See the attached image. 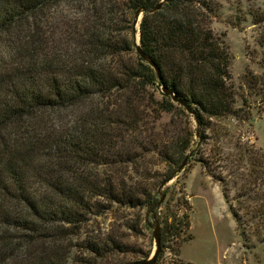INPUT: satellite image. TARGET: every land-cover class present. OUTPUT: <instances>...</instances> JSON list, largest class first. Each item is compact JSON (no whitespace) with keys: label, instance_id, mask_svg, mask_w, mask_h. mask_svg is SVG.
<instances>
[{"label":"trees","instance_id":"1","mask_svg":"<svg viewBox=\"0 0 264 264\" xmlns=\"http://www.w3.org/2000/svg\"><path fill=\"white\" fill-rule=\"evenodd\" d=\"M161 1L0 0V45L8 49L0 56V264H69L74 249V264H111V255L129 253L112 232L86 228L116 205L156 210L143 180L131 183L129 173L151 157L156 173L167 171L164 184L214 119L240 117L231 54L211 29L210 2L165 0L151 12ZM61 4L75 13L53 10ZM139 9L141 47L155 68L136 52ZM173 110L194 118L195 131L157 133ZM254 167L247 196L237 198L259 201L247 215L264 227V200L249 196L261 175ZM223 194L228 200L225 186ZM231 211L240 227V211Z\"/></svg>","mask_w":264,"mask_h":264},{"label":"rangeland","instance_id":"2","mask_svg":"<svg viewBox=\"0 0 264 264\" xmlns=\"http://www.w3.org/2000/svg\"><path fill=\"white\" fill-rule=\"evenodd\" d=\"M208 1L214 8L210 14L211 29L223 35L231 54L230 73L238 93L236 108L241 110L240 117L214 119L212 129L206 130L204 138L196 136L198 144L191 151L194 157L181 173L176 170L172 174V181L160 184L167 171L161 166L159 174L156 173L157 167L147 161L151 157L143 159L140 173H129L131 183L143 180V197L146 191L151 193L157 208L150 211L146 207L130 209L116 205L114 210L86 227L88 231L102 234L112 232L115 239L127 245L129 253L111 255V264L147 260L145 257H150L156 248L153 235L156 219L160 224L162 253L158 264L178 260L192 264H264V227L258 219L247 215L246 208L259 201L237 198L247 196L245 183L255 166L254 172L260 169L261 175L249 196L264 200V0ZM53 10L75 13L67 4ZM7 50L5 45H0V56H8ZM195 123L194 118L188 119L173 110L162 114L155 131L166 136L171 130L173 135L179 132L180 126L187 125L195 131ZM202 162L217 179L208 174ZM148 172L151 174L147 175ZM224 186L228 200L223 194ZM186 206L191 207L189 229H184L180 220ZM232 207L240 211V227L232 215ZM179 229L184 230L180 244L175 236ZM79 255L80 251L74 249L69 264H74Z\"/></svg>","mask_w":264,"mask_h":264},{"label":"water","instance_id":"3","mask_svg":"<svg viewBox=\"0 0 264 264\" xmlns=\"http://www.w3.org/2000/svg\"><path fill=\"white\" fill-rule=\"evenodd\" d=\"M165 0H162L151 12H156V11H159L162 7H163V4H164ZM145 9H139L137 10V12L135 13V17H134V28L136 30V27L138 25H140L141 23V20H142V16L143 14L145 13ZM134 43H135V46H136V52L137 54L142 58L144 59L148 64H150L153 68H155V65L153 64V62L146 56V54L144 53L142 47H141V38H140V35H139V39L137 38V34L135 33L134 35ZM164 95L166 96H171L173 101L174 102H177L179 103L181 106H183L186 111L191 114V115H194V111L191 109V107H189L185 102L179 100L172 92V90H169V89H166V88H162L161 90ZM197 137H198V134H197ZM191 154L192 152L186 156L185 160L183 161V163L179 166V168L177 169L176 173H181L185 167L188 165V162L191 158ZM174 179V177H171L167 182H170ZM164 199V196L162 197V200ZM161 200V201H162ZM153 235H154V239H155V244H156V248H155V251L153 252V254L147 259V260H144V261H141V262H138L136 264H155L156 263V260L160 254V251H161V235H160V224H159V221L156 219V226L154 228V232H153Z\"/></svg>","mask_w":264,"mask_h":264},{"label":"bare ground","instance_id":"4","mask_svg":"<svg viewBox=\"0 0 264 264\" xmlns=\"http://www.w3.org/2000/svg\"><path fill=\"white\" fill-rule=\"evenodd\" d=\"M139 39V38H138Z\"/></svg>","mask_w":264,"mask_h":264}]
</instances>
